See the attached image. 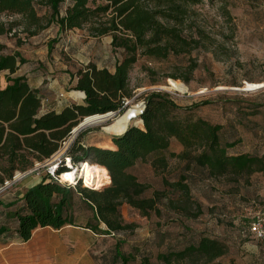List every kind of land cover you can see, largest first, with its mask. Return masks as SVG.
<instances>
[{
  "label": "trees",
  "instance_id": "16d2710c",
  "mask_svg": "<svg viewBox=\"0 0 264 264\" xmlns=\"http://www.w3.org/2000/svg\"><path fill=\"white\" fill-rule=\"evenodd\" d=\"M211 3L219 0H208ZM203 0H0V14L8 13L21 18L23 31L33 37L51 25L58 33L88 27L95 36L112 37L113 50L123 51L114 72L90 63L71 79L74 88L85 92L84 103L65 105L60 111L44 110L45 95L31 86L25 76H15L26 60L18 52H10L0 43V157L6 165H0V185L14 178L15 171L26 172L37 162L44 163L57 153L72 135L73 128L87 116L109 114V111L125 110L131 96L129 75L140 57L165 60L170 56L189 55L204 44L200 36L185 33L183 26L190 8ZM224 3L225 0H221ZM45 14L40 16L42 10ZM14 26L0 22V37L11 34ZM197 67L194 65L192 70ZM5 76L4 85L2 75ZM209 100L181 105L165 91H151L145 96V109L141 114L143 127L130 126L122 135L113 137L115 147L87 146L74 140L66 149L57 174L69 169L66 160L76 166L89 162L101 167L106 182L100 189L62 183L49 175L27 189L22 196L10 202H1L8 209L11 220H0V238L16 236L23 242L31 239L37 228L50 227L59 230L67 225L81 226L94 233L115 236L120 230L132 229L135 224H123L119 207L127 203L149 217L152 212L162 215L160 202L169 199L168 188L155 189L144 195L149 184L138 179L130 171L150 155L157 156L152 166L165 168L167 157L161 152L170 147L172 138L183 147L173 156L185 161L186 169H199L213 178L229 177L230 180L249 178L255 172H264V157L251 152L233 153L235 141L223 139V125L214 123L194 111ZM44 110V112L42 111ZM109 112V113H106ZM125 128V129H126ZM124 129V130H125ZM123 130V131H124ZM122 131V132H123ZM120 132V133H122ZM79 138V137H78ZM85 161V162H84ZM166 187L180 191L189 199L190 187L186 176L169 182ZM91 210V218L85 224L76 222L77 204ZM14 207V209H12ZM179 210L182 205L174 204ZM183 208V207H182ZM12 209V210H11ZM186 216L198 217L200 211ZM264 210V209H263ZM182 212V211H181ZM101 223L107 229L101 228ZM251 223V222H250ZM246 224V223H245ZM242 227L241 237L249 233ZM181 247L159 252L161 264H237L229 255L228 244L202 233L196 237L192 229ZM262 244L264 240L251 237ZM176 241V240H175ZM113 257L120 264H131L136 257L125 253L117 242ZM143 264H152L143 254Z\"/></svg>",
  "mask_w": 264,
  "mask_h": 264
},
{
  "label": "rangeland",
  "instance_id": "374dc122",
  "mask_svg": "<svg viewBox=\"0 0 264 264\" xmlns=\"http://www.w3.org/2000/svg\"><path fill=\"white\" fill-rule=\"evenodd\" d=\"M220 1L203 0L191 7L186 16L183 29L187 34L200 36L204 43L201 48L189 55L170 56L165 60L140 57L129 75L131 96L125 103V110L109 113L111 117L105 125L86 127L74 140L87 146L115 147L113 137L117 135L106 131L119 134L112 130V125L128 111V124L136 114L129 127H143L141 114L146 94L165 91L181 105L211 101L196 109L194 115L221 123L223 139L237 143L231 152H251L264 157V0ZM45 12L42 10L40 16ZM0 22L17 24L11 34L0 37V43L8 51L20 53L27 61L18 73H28L38 81L45 92V111L51 109L49 105L56 106L54 110H57L64 105L84 103V97L72 94L80 91L74 88L72 75L90 63L114 70L117 61L124 56L123 51L113 50L110 35L95 36L88 27L58 33V27L53 24L30 37L23 31L19 16L0 14ZM194 65L197 68L192 70ZM2 81H6L4 74ZM69 139L57 155L44 163L37 162L27 172L15 171L16 180L13 178L5 181L4 186L0 185V201L6 203L22 196L45 175L52 176L51 172L55 176L57 167L52 168L63 159ZM182 150V145L172 138L170 147L161 152L167 157L165 168L152 166L157 156L154 154L130 169L140 181L149 184L144 195L168 188L169 199L160 202L162 215L152 212L146 217L123 203L119 207L123 224L135 226L120 230L115 236L89 232L83 235L77 230L79 233L75 237L64 233L58 238L49 228L51 239L47 250L37 257L36 264H120L113 257L117 242H121L125 253L132 252L136 256L131 264H143V254L150 257L152 264H161L158 253L181 247L190 234L187 227L196 237L207 233L224 240L229 246V255L237 264H264L262 244L251 235L240 236L242 227L250 226L264 209V172H255L249 178L236 181L229 177L213 178L197 168L186 169L185 161L172 155ZM0 165H6L2 157ZM66 165L69 170L73 169L70 166L75 167L68 161ZM17 172H20L19 177ZM182 175L186 176L190 187L189 199L164 183V178L174 182ZM61 182L68 180L64 178ZM175 202L182 205L183 208H179L182 212L174 207ZM184 209H188L189 214L200 213L198 217L186 216ZM75 211L76 222L85 224L92 217L91 210L81 208L79 203ZM0 220H11L10 225H16L8 209L2 206ZM101 228L107 229L103 223Z\"/></svg>",
  "mask_w": 264,
  "mask_h": 264
},
{
  "label": "crops",
  "instance_id": "0c3cea01",
  "mask_svg": "<svg viewBox=\"0 0 264 264\" xmlns=\"http://www.w3.org/2000/svg\"><path fill=\"white\" fill-rule=\"evenodd\" d=\"M21 68L22 66L17 71L15 76L27 77L32 87L39 88L41 92L45 94L43 89L39 87L38 81L32 79L30 74L18 73L20 72ZM109 71L114 72V70ZM2 83L6 84V82ZM72 94L76 97H84V93L81 91H74ZM64 106H61L59 109L56 108V111H60ZM49 107L54 109L56 106L52 107L49 105ZM42 111L44 112V110ZM49 228L50 227L37 228L33 232L31 239L26 242L21 241L16 236V234L13 237L0 238V264H36L37 257L47 250L46 247H48L49 244L48 240L51 239V235H49L51 230L54 231L53 233H55V235H53L58 238L63 236L64 233H66L68 236L75 237V234L79 233L77 230L82 231L80 233L83 235L87 234L88 232L96 235V233H94L92 230L81 226L67 225L59 230H55L53 228H50L51 230H47Z\"/></svg>",
  "mask_w": 264,
  "mask_h": 264
},
{
  "label": "bare ground",
  "instance_id": "6f19581e",
  "mask_svg": "<svg viewBox=\"0 0 264 264\" xmlns=\"http://www.w3.org/2000/svg\"><path fill=\"white\" fill-rule=\"evenodd\" d=\"M129 115H130V111H128L119 121H117L114 125H112V130L115 132H122L128 124ZM110 117L111 116L109 114H97V115H91V116L85 117L84 121H83V127L81 129H80V127L75 128L74 130H76V131L74 134H72L71 138L72 139L75 138V135L77 133H79L80 130H83L86 127L105 125L107 120ZM108 132H110V131H108ZM110 133H112V132H110ZM112 134H117V133H112ZM119 134H121V133H119ZM79 172H80V169H79V171H76V170L67 171V174L63 175V178H65L66 180H73L74 178L79 176ZM19 176H20V172H17V177H19ZM80 176L84 177L85 180L87 181V183L92 184V185H96V186H100L101 184L106 182L105 175H104L102 168L98 167V166H94L89 162H85L82 164Z\"/></svg>",
  "mask_w": 264,
  "mask_h": 264
},
{
  "label": "built area",
  "instance_id": "2783aa9c",
  "mask_svg": "<svg viewBox=\"0 0 264 264\" xmlns=\"http://www.w3.org/2000/svg\"><path fill=\"white\" fill-rule=\"evenodd\" d=\"M68 147H69V146H68ZM68 147H67V148H68ZM67 148H66V149H67ZM66 149L64 148V154H65ZM60 150H61V149H60ZM57 153H58V152H57ZM57 153H55L52 157H54L55 155H57ZM64 154H63V156H64ZM63 156H62V158H63ZM60 161L62 162L61 159H60ZM67 161H68V162H71L70 159H67L66 162H67ZM61 162H60V163H61ZM84 162H85V161H84ZM60 163H57L58 165H57V164L54 165V168H52V169L55 170L56 167H57V169H58ZM82 164H83V162L79 163V164L76 165L75 167H72V166H70V167L73 168L72 171H73V170L79 171V169H80V172H81ZM72 165H73V164H72ZM68 167H69V166H68ZM69 169H70V168H69ZM69 169H68V170H69ZM68 170H66V171H64V172H62V173H60V174H57V171H56V175H55V176H54V173L51 172V173H52V174H51V175H52L51 177H52L53 179H55V180L61 182L62 180H64L63 175L67 174V171H68ZM69 171H70V170H69ZM80 172H79V176H77L74 180H68L67 183H68V184H76V183H78V182L80 181V182H82V185H83V186L90 187V188H93V189H100V187L102 188V187L105 186V183H106V182H104V183L101 184L100 186H96V185H92V184L87 183V181L85 180V178L82 177V176H80ZM75 180H78V181L75 182ZM107 182H108V181H107ZM110 182H111V177H110L109 183H110ZM62 183H64V182H62ZM249 233L251 234V236H253V237L257 238V239L264 240V210L260 211V212L257 214L255 220H252V222L250 223Z\"/></svg>",
  "mask_w": 264,
  "mask_h": 264
},
{
  "label": "water",
  "instance_id": "95a60500",
  "mask_svg": "<svg viewBox=\"0 0 264 264\" xmlns=\"http://www.w3.org/2000/svg\"><path fill=\"white\" fill-rule=\"evenodd\" d=\"M248 90H251V89H248ZM83 92V91H82ZM84 93V98H85V96H86V94H85V92H83ZM109 112H120V111H109ZM109 112H106V113H109ZM103 114H105V113H103ZM96 115V114H95ZM84 121V120H83ZM83 121H81L75 128H78V127H80V129L83 127ZM74 128V129H75ZM129 128V127H128ZM127 128V129H128ZM73 129V131H72V134H74L75 133V131L76 130H74ZM127 129L123 132V133H125L126 131H127ZM81 131V130H80ZM79 131V132H80ZM123 133H121V134H118V135H122ZM79 133H77L76 135H75V137L78 135ZM72 138L70 137V139L68 140V142H69V145L74 141V138L71 140ZM27 172V171H26ZM14 180H16L15 178L13 179V181Z\"/></svg>",
  "mask_w": 264,
  "mask_h": 264
}]
</instances>
